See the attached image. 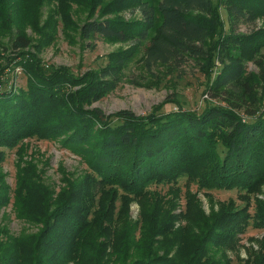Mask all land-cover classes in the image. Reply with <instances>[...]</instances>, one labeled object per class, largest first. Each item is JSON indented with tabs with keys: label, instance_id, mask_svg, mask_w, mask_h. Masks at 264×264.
I'll use <instances>...</instances> for the list:
<instances>
[{
	"label": "trees",
	"instance_id": "16d2710c",
	"mask_svg": "<svg viewBox=\"0 0 264 264\" xmlns=\"http://www.w3.org/2000/svg\"><path fill=\"white\" fill-rule=\"evenodd\" d=\"M229 1L227 10L232 28L224 37H218L214 45L209 42L222 27V21L213 0H118L112 6L133 8L140 19L126 21L103 14L81 28L82 36L87 39L99 36L116 41H148L143 63L150 73L165 67L170 74L181 77L194 63L210 79L215 56L220 54L217 58L221 62L220 70L207 89L227 107L210 106L201 114L184 109L164 113L158 109L155 113L137 116L131 111H121L115 114L113 119L117 123H114L100 109L83 110L78 106L82 102H74V98L68 100L72 106L69 108L60 97L61 84L72 81L73 77L60 70L47 75L35 61L20 63L28 80L26 90L0 89V162L5 154L2 148L14 149L28 138L50 140L60 135L64 137L63 146L75 152L87 166L83 176L65 178L67 187L55 197L49 189L35 185L31 181L33 175L25 173L20 177V186L15 191L17 201L37 215H30L28 219L41 220L44 224L42 232L35 237L36 264L48 258L54 264H58L59 258L67 261L73 258L78 262L80 249L87 241L79 236L83 231L76 232L96 213L93 210L97 197L109 195V192L104 193L107 187L139 198L151 185L185 173L198 176L203 188L239 191L243 194L244 206L230 204L219 213L214 212L210 217L213 220L204 226L208 230L191 257L193 245L185 242L188 237H180L187 250L177 244L183 250L174 254L176 258L160 254L154 247L147 248L137 258L130 248L118 256L119 242L114 239L115 250L107 264H233L224 253L220 259H210L212 252L221 247L236 248L249 228L264 231V201L258 198L255 204L252 202V197L264 186V116L258 115L254 123L244 122L236 111L244 110L253 115L255 111L247 106L252 89L243 85L241 90L229 91L232 86H240L246 72L244 62L251 59L252 46L261 38L257 33L237 34L235 20L239 17L255 20L263 16L264 0ZM30 44L29 39L17 35L15 48L25 49ZM226 52L224 59L221 53ZM112 71H104V77L110 76ZM1 84L5 82L0 76ZM81 93L85 94L86 89ZM94 96L102 97L98 92ZM51 116L57 121L49 125ZM218 139L223 141L222 149L219 147L215 154ZM2 186L0 199L5 201L0 209L8 204L10 195V188L5 183ZM143 217L151 226H156L147 214ZM199 221L204 224L203 221L208 220L203 217ZM178 241L175 238L174 242ZM150 244L155 246V243ZM261 244L258 264H264V238ZM11 252L17 264H21L24 250L19 246L15 251L3 249L0 254L10 257ZM177 258L187 261L178 263ZM0 264H5L2 259Z\"/></svg>",
	"mask_w": 264,
	"mask_h": 264
},
{
	"label": "rangeland",
	"instance_id": "374dc122",
	"mask_svg": "<svg viewBox=\"0 0 264 264\" xmlns=\"http://www.w3.org/2000/svg\"><path fill=\"white\" fill-rule=\"evenodd\" d=\"M116 1L0 0V76L1 81L5 82L1 88L26 90L28 80L20 63L35 61L39 62L47 75L60 70L73 77L72 81L61 84L60 97L69 108L72 106L68 100L74 98V102H82L78 106L83 110L90 112L100 109L114 123H117L113 119L115 114L121 111H131L137 116L155 113L158 109L164 113L184 109L201 114L210 106L227 107L207 89L220 70L218 53L210 79L194 63L187 68L186 74L179 77L170 74L165 67L156 68L154 73L147 71L143 60L148 41L83 37L81 28L84 23L98 19L103 14L107 18L126 21L140 19V14L133 8L112 6ZM213 2L218 8L222 27L214 34L210 45H214L218 37H224L232 28L227 10L231 1ZM108 7L113 8L108 10ZM235 21L237 34L249 36L257 33L261 37L252 46L251 59L244 62L246 72L240 86L229 88V91H233L232 88L241 90L243 85H248L252 89L247 106L255 111L253 115L244 110L236 112L244 122L254 123L258 115L264 116V15L255 20L239 17ZM17 35L29 39L30 47L15 48ZM221 54L224 59L227 58V52ZM107 70L114 71L104 77L103 72ZM115 77L118 79L115 80ZM111 84L113 87L109 88ZM83 89H86L85 94L81 93ZM95 92L102 97L97 99ZM56 121L57 118L51 116L49 125ZM63 139L60 135L50 140L34 137L25 139L14 149L2 148L5 154L4 160L0 162V192L5 183L10 188V195L7 196L8 204L0 209V252L3 249L15 251L20 246L25 252L21 264H36L33 254L37 240L35 237L42 232L44 224L41 220L28 219L30 215L36 214L17 201L15 191L20 186V177L25 173L33 175L31 181L49 189L55 197L67 187L65 178L77 179L86 173L87 166L75 152L63 146ZM221 143L223 141L220 139L216 141L215 154L219 147L222 149ZM191 175L185 173L166 179L167 182L155 183L146 188L139 198H131L115 187H107L104 193L109 192V195L97 197L93 210L96 213L76 232L83 231L79 236L87 241L80 249L78 262L73 261V258L69 261L59 258L58 264H107L115 250V240L119 242L120 253L116 251L118 256L130 248L137 258L150 247L160 254L172 256L183 250L177 245L184 246L181 236L188 237L185 242L193 245L191 257L208 230L204 226L213 220H210L212 214L219 213L222 207L230 204L244 206L245 203L239 191L203 188L198 176ZM258 198L264 201V186L252 197L253 204ZM4 201L0 199V205ZM144 214L156 222L155 227L149 221H144ZM203 217L208 221L200 224L199 220ZM40 218L43 219V216ZM175 238L180 241L174 242ZM263 238L264 231L249 228L236 248H216L210 259H220L224 253L233 264H258ZM150 242L155 243V246H151ZM184 248L187 250L186 245ZM3 254H0V259L5 264H17L13 258L14 252L10 253V257ZM176 260L184 263L188 259ZM40 261L41 264H54L51 258Z\"/></svg>",
	"mask_w": 264,
	"mask_h": 264
},
{
	"label": "built area",
	"instance_id": "2783aa9c",
	"mask_svg": "<svg viewBox=\"0 0 264 264\" xmlns=\"http://www.w3.org/2000/svg\"><path fill=\"white\" fill-rule=\"evenodd\" d=\"M0 89H2V88H1V85H0Z\"/></svg>",
	"mask_w": 264,
	"mask_h": 264
}]
</instances>
